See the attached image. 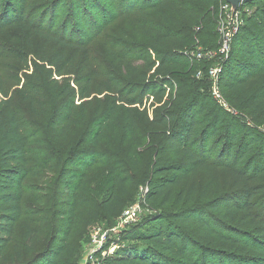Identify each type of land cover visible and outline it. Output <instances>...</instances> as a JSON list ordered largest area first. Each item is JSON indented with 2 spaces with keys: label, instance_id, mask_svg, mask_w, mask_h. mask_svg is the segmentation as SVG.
<instances>
[{
  "label": "rangeland",
  "instance_id": "rangeland-1",
  "mask_svg": "<svg viewBox=\"0 0 264 264\" xmlns=\"http://www.w3.org/2000/svg\"><path fill=\"white\" fill-rule=\"evenodd\" d=\"M261 3L241 5L240 18L251 16ZM150 6L152 2L146 0H0V146L6 141V132L13 126L18 127L28 144L26 163L14 168L25 173L21 175L20 190L8 178L11 167L8 170L0 167V189L22 194L21 213L1 264H27L52 245L61 225L57 214L60 204L78 186V182L70 181L72 165L80 162L85 151L102 153L104 158L89 172L86 190L79 198L85 203L86 210L77 213L79 223L69 242L76 252L73 264H80L90 253L91 236L96 229L108 233L104 250L113 253L116 245L138 238L142 233L166 228L163 219L173 221L175 212L206 203L177 205L173 201L151 208L145 201L144 190L151 179L152 168L182 164L164 146L160 127L156 124L149 127L147 123H152L162 105L148 91V86L158 81L149 71L150 62L156 58L149 51L140 29L142 25H149L150 20L157 21L149 10ZM50 37L60 38L63 44L52 42ZM206 49L202 48L204 53ZM184 55L185 59L193 58L188 50H184ZM225 59L216 55L208 64L201 62V67L217 69ZM235 60L241 61L242 57L237 55ZM228 69L231 73L236 72L233 64ZM179 82L173 84L174 90L170 91L173 96ZM193 83L192 80L182 82L183 85ZM216 83L218 85V76ZM133 89H137L134 94L131 93ZM198 93L205 97L204 103L216 107L217 102L222 106L211 95L214 102L209 91L202 86ZM119 94L123 96L120 107L126 108L125 99L128 97H135L139 103L131 108L141 118L138 122L139 138H128L120 144V138L113 141L108 137L94 147L90 142L94 125L108 113ZM220 97L223 111L236 116L221 93ZM219 111L222 123L215 141L218 139L208 144L213 152L211 155L217 159L221 156L219 151L225 132L231 129L242 136L245 130L234 117ZM149 129L155 132L151 143L159 147L153 148L151 155H143L140 147H147L149 138L146 132ZM114 157L120 159L114 160ZM121 158L128 160L129 170H121ZM139 164L140 172L149 176L146 182L142 181L141 173L134 170ZM172 175L173 172H168L162 177L168 179ZM114 177L124 179L125 185L113 189L111 181ZM202 183L199 178L198 185ZM223 191H226L225 187ZM111 194L118 196L123 204L112 218L114 226L102 212V202ZM132 209L137 210L135 215L131 214ZM154 217L163 219L146 222ZM218 219L221 217L211 216L209 227L249 240L259 250L244 251L224 245L196 223L182 228L185 236L194 242L191 247L228 251L238 255L242 263L244 260L249 264H262L264 255L260 251L264 249V222L254 225L249 219L242 222L224 219L221 225ZM29 228L32 231L29 232Z\"/></svg>",
  "mask_w": 264,
  "mask_h": 264
},
{
  "label": "trees",
  "instance_id": "trees-1",
  "mask_svg": "<svg viewBox=\"0 0 264 264\" xmlns=\"http://www.w3.org/2000/svg\"><path fill=\"white\" fill-rule=\"evenodd\" d=\"M146 1L152 2L149 10L157 19L150 20L149 25H142L140 28L149 51L156 58L150 62L149 71L153 72L158 81L150 84L148 91L158 99V104H162L152 123L146 122L149 127L153 124L160 127L164 146L182 164L152 168L149 181V176L140 172V164L134 170L141 173L143 182L147 181L145 201L151 208L165 206L173 201L177 205L206 203L175 212L171 222L163 217L148 219L146 222L163 219L166 228L142 233L138 238L116 245L103 264H249L244 260L242 263L238 255L228 251L207 247L192 248L191 244L194 242L185 236L182 228L196 223L199 228L208 230L214 240L224 245L244 251L259 250L249 240L238 239L209 227L208 219L217 215L221 217L218 219L221 225L224 224V219L233 222L249 219L254 225L264 222V0L242 5L255 6L257 2H262L255 7L251 16L241 19L232 38L228 57L218 66L220 72L217 88L236 116L223 111L222 106L213 100L212 83L205 76L208 67H201V61L195 58L198 50L203 51L202 48H207V52L218 49L217 21L225 0ZM50 40L63 44L57 37H50ZM184 50H188L193 58L185 59ZM237 55L242 57L241 61L235 60ZM231 64L235 67V73L228 69ZM198 71H203V78H196ZM191 80L194 82L192 85L182 84L183 81ZM175 81L180 82L175 85L176 93L173 96L170 91L174 90ZM201 86L209 91L208 95L216 103V107L209 105V102L204 103L205 97L202 98L198 93ZM136 90L133 89L131 93L134 94ZM167 92L170 96L166 95ZM165 96L167 98L163 101ZM122 102L123 96L119 94V99L112 103L108 113L95 123L90 140L94 147L108 137L113 141L120 138V144L128 138H139L138 122L141 118L136 110H131L139 103L135 97H128L125 99V108L120 107ZM219 109L234 117L245 130L242 136L231 129L225 132L221 139V156L217 159L211 155L213 152L208 144L212 140L215 143L218 139L215 141L222 123ZM154 134L152 129L146 132L149 143L147 147H140L144 151L143 155H151L153 148L159 147L151 143ZM27 146L26 138L21 136L16 126L6 132V141L0 146V167L6 170L11 167L8 178L15 182L19 190L21 175L25 173L24 170L14 168H20L26 163ZM103 156L104 154L95 151H85L80 162L72 165L73 175L70 181L78 182V186L60 204L57 214L61 225L54 241L27 264H73L76 252L69 242L79 223L77 213L86 210L85 203H81L79 198L86 190L89 172L94 170L97 163L102 162ZM117 159L120 158L114 157V160ZM140 159L143 160L142 157ZM127 162V159L121 158V170L130 169ZM168 172H173L174 175L168 179L162 177ZM199 178L203 181L201 185H198ZM123 180L114 177L111 181L113 189L124 186ZM224 187L226 191H223ZM21 197L20 192L0 189V264L4 261V250L11 241L21 213ZM122 206L119 197L114 194L102 202L103 215L108 218L111 226L114 223L112 218ZM28 231L32 229L29 228ZM29 238L35 239L32 236ZM260 253L264 255V249ZM261 262L264 264V258Z\"/></svg>",
  "mask_w": 264,
  "mask_h": 264
},
{
  "label": "built area",
  "instance_id": "built-area-1",
  "mask_svg": "<svg viewBox=\"0 0 264 264\" xmlns=\"http://www.w3.org/2000/svg\"><path fill=\"white\" fill-rule=\"evenodd\" d=\"M219 18L217 21V35H218V49L214 52H203L198 50L195 54V58L198 61L209 63L216 55L221 58H226L230 52L231 42L234 34L237 32L239 25L241 24L240 12H233L230 5L225 1L220 7ZM208 68V77L212 83L211 92L212 96L224 107L222 98L220 97L219 90L217 88L216 78L219 75V68ZM203 71H198L196 78H203ZM147 193V189L144 190V194ZM136 209H132L131 214L135 215ZM131 215V216H132ZM108 239V233L102 232L100 229L94 230L91 236V251L86 258L81 260L80 264H103L110 251L104 250V245ZM115 247V246H114Z\"/></svg>",
  "mask_w": 264,
  "mask_h": 264
},
{
  "label": "water",
  "instance_id": "water-1",
  "mask_svg": "<svg viewBox=\"0 0 264 264\" xmlns=\"http://www.w3.org/2000/svg\"><path fill=\"white\" fill-rule=\"evenodd\" d=\"M254 1L256 0H225V2L230 5L234 13L239 10L241 5L248 4Z\"/></svg>",
  "mask_w": 264,
  "mask_h": 264
}]
</instances>
